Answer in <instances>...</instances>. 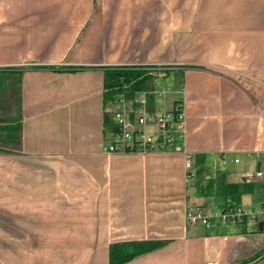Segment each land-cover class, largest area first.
Listing matches in <instances>:
<instances>
[{
  "label": "crops",
  "instance_id": "crops-1",
  "mask_svg": "<svg viewBox=\"0 0 264 264\" xmlns=\"http://www.w3.org/2000/svg\"><path fill=\"white\" fill-rule=\"evenodd\" d=\"M123 66L183 88L186 153L103 151L104 71ZM6 68L23 71L19 145L0 153V264H109V244L134 240L167 243L123 264H264V213L186 218L223 210L206 187L223 173L262 187L240 209H264L250 208L264 175L243 178L264 174V0H0Z\"/></svg>",
  "mask_w": 264,
  "mask_h": 264
},
{
  "label": "built area",
  "instance_id": "built-area-1",
  "mask_svg": "<svg viewBox=\"0 0 264 264\" xmlns=\"http://www.w3.org/2000/svg\"><path fill=\"white\" fill-rule=\"evenodd\" d=\"M175 94L183 95V88L172 86H154L151 90L135 91L132 95L120 94L112 101V118L116 125L113 140L103 147L106 153L136 152L148 153H173L184 151L185 120L183 106L172 101L171 109L167 104ZM189 158V157H187ZM235 162L238 159H234ZM221 162L226 163V158L221 157ZM186 167L191 164L187 160ZM263 172H246L245 180L261 178ZM210 178V175H208ZM264 213L261 208L256 211L234 210L213 211L205 207H195L187 211L186 218L190 223L201 222L209 226L213 219L223 223L228 221H241L244 218L255 220Z\"/></svg>",
  "mask_w": 264,
  "mask_h": 264
},
{
  "label": "trees",
  "instance_id": "trees-1",
  "mask_svg": "<svg viewBox=\"0 0 264 264\" xmlns=\"http://www.w3.org/2000/svg\"><path fill=\"white\" fill-rule=\"evenodd\" d=\"M40 68V67H36ZM25 69V68H23ZM59 69V68H57ZM22 69H1L0 70V91L7 87V85L19 86L20 78L22 75ZM105 101H113L115 97L120 94L132 95L135 91L151 90L153 87H148L147 81L156 76L150 70L139 67H113L106 68L104 71ZM12 78V80H11ZM0 92V93H1ZM175 104L182 105V101H176ZM20 111V92L17 95V113ZM20 116H14L12 119L0 118V132H4V140L6 145L0 146V153H10L15 146L19 145V132H20ZM8 120V121H7ZM223 174L220 176L217 174L210 184L216 185L217 193L224 198L223 208L224 210H234L240 207L241 196L244 193L252 192L257 185L252 183L241 182L239 184L226 183L223 178ZM246 222V221H245ZM255 226H251V229H255ZM167 243L164 240H134L114 242L109 244L108 247V262L109 264H123L141 254L151 252Z\"/></svg>",
  "mask_w": 264,
  "mask_h": 264
},
{
  "label": "rangeland",
  "instance_id": "rangeland-1",
  "mask_svg": "<svg viewBox=\"0 0 264 264\" xmlns=\"http://www.w3.org/2000/svg\"><path fill=\"white\" fill-rule=\"evenodd\" d=\"M157 77L153 76L147 81L148 87H154V86H163L160 83H157ZM172 79L170 77H164L160 80L164 82H169V80ZM12 80V78H11ZM1 92V91H0ZM17 95H18V88L16 85H7L2 92L0 93V118L3 119H12L14 116H17ZM179 95L175 94L173 97L170 98V101L167 104L168 109H171V105L173 104V98L178 97ZM8 121V120H7ZM4 132H0V146L6 145V142L4 140ZM255 169V168H254ZM264 192H258L253 195L251 201V207L250 208H258L259 204L263 202L264 200ZM248 208V206L246 207ZM249 208V209H250ZM198 223H201L198 221Z\"/></svg>",
  "mask_w": 264,
  "mask_h": 264
}]
</instances>
